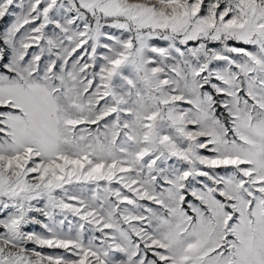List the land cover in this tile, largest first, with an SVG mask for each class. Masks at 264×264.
<instances>
[{"label":"snow or ice","instance_id":"obj_1","mask_svg":"<svg viewBox=\"0 0 264 264\" xmlns=\"http://www.w3.org/2000/svg\"><path fill=\"white\" fill-rule=\"evenodd\" d=\"M0 264H264V0H0Z\"/></svg>","mask_w":264,"mask_h":264}]
</instances>
